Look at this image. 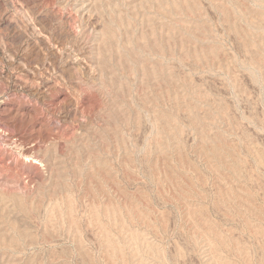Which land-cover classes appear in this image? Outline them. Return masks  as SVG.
<instances>
[{"label": "rangeland", "instance_id": "rangeland-1", "mask_svg": "<svg viewBox=\"0 0 264 264\" xmlns=\"http://www.w3.org/2000/svg\"><path fill=\"white\" fill-rule=\"evenodd\" d=\"M0 264H264V0H0Z\"/></svg>", "mask_w": 264, "mask_h": 264}]
</instances>
